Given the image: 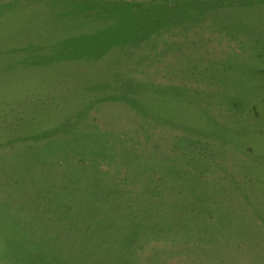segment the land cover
I'll return each mask as SVG.
<instances>
[{
    "label": "rangeland",
    "instance_id": "rangeland-1",
    "mask_svg": "<svg viewBox=\"0 0 264 264\" xmlns=\"http://www.w3.org/2000/svg\"><path fill=\"white\" fill-rule=\"evenodd\" d=\"M0 264H264V0H0Z\"/></svg>",
    "mask_w": 264,
    "mask_h": 264
}]
</instances>
